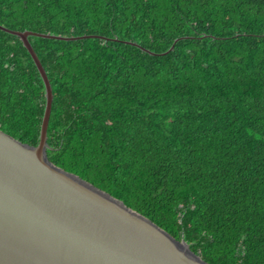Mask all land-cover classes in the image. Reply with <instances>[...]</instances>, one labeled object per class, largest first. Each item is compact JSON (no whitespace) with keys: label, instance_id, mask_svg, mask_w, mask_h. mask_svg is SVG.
Instances as JSON below:
<instances>
[{"label":"trees","instance_id":"16d2710c","mask_svg":"<svg viewBox=\"0 0 264 264\" xmlns=\"http://www.w3.org/2000/svg\"><path fill=\"white\" fill-rule=\"evenodd\" d=\"M0 26L95 37L29 38L54 166L207 264H264V0H0ZM45 103L0 31V132L37 146Z\"/></svg>","mask_w":264,"mask_h":264},{"label":"water","instance_id":"95a60500","mask_svg":"<svg viewBox=\"0 0 264 264\" xmlns=\"http://www.w3.org/2000/svg\"><path fill=\"white\" fill-rule=\"evenodd\" d=\"M0 31L20 39L46 98L37 146L0 132V264H207L183 240L48 160L53 93L29 38L95 37Z\"/></svg>","mask_w":264,"mask_h":264}]
</instances>
